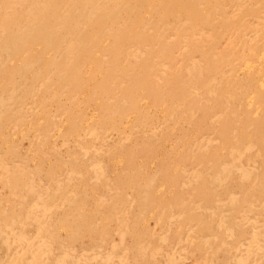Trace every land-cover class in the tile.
I'll use <instances>...</instances> for the list:
<instances>
[{
	"label": "rangeland",
	"instance_id": "rangeland-1",
	"mask_svg": "<svg viewBox=\"0 0 264 264\" xmlns=\"http://www.w3.org/2000/svg\"><path fill=\"white\" fill-rule=\"evenodd\" d=\"M0 264H264V0H0Z\"/></svg>",
	"mask_w": 264,
	"mask_h": 264
}]
</instances>
